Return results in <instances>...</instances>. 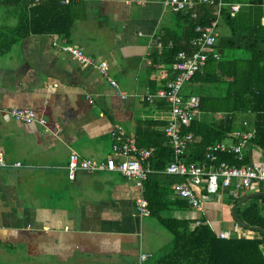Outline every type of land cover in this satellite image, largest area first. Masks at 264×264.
Wrapping results in <instances>:
<instances>
[{
    "label": "crops",
    "instance_id": "0c3cea01",
    "mask_svg": "<svg viewBox=\"0 0 264 264\" xmlns=\"http://www.w3.org/2000/svg\"><path fill=\"white\" fill-rule=\"evenodd\" d=\"M56 1L62 8L53 3L36 17L41 22L70 20L67 34L25 31L24 10L14 1L0 3V30L5 32L0 36V157L6 163L0 165V264H139L140 252L152 254L141 264H155L171 234L158 216L137 212L134 200L140 190L134 182L116 171L71 174L66 165L72 150L97 160L112 154L115 126L140 148L168 145L162 129L169 121V103L162 96L146 97L174 75L171 63L164 62L171 57L166 50L194 49L192 20L163 0ZM224 2L241 7L238 1ZM261 6L264 23V0ZM203 7L210 8L211 18L207 5L196 7L199 18ZM221 16L218 38L228 32ZM54 35L106 62L127 97L117 94L96 68L54 47ZM189 80L184 95L196 94L189 92ZM14 106L32 108L45 124L15 120L6 110ZM243 119L245 130H255L250 114ZM242 151L249 163H264V151L256 144L246 143ZM162 171L150 183L157 191L165 184L171 189L160 216L190 220V228L202 219L221 237L255 236L260 230L244 227L233 213L255 202L264 214V180L246 190L220 188L212 195L204 184L196 186L201 208L194 209L172 203L185 198L174 193L176 181Z\"/></svg>",
    "mask_w": 264,
    "mask_h": 264
},
{
    "label": "trees",
    "instance_id": "16d2710c",
    "mask_svg": "<svg viewBox=\"0 0 264 264\" xmlns=\"http://www.w3.org/2000/svg\"><path fill=\"white\" fill-rule=\"evenodd\" d=\"M2 1L8 0H0V3ZM10 1H14L23 10L28 3L33 2ZM225 1H238L241 7L233 15L228 7L222 8L221 20L228 32L218 38L217 47L221 48L219 57L215 59L210 55L202 68L189 80V92L199 96L200 115L181 128L182 132L193 133V139L183 154L186 162H202L209 144L227 138L233 139L234 129H244L241 122L246 114L251 115V124L255 128L254 136L247 143H254L264 151V23L261 22L263 0ZM53 3L62 8L56 0H42L29 6L28 10H24V26L20 27L35 33L55 31L62 35L67 34L70 20L66 24L49 20L41 22L40 17H36L45 8L50 10ZM203 8L205 13L202 18L190 17L192 35L196 22L206 23L211 19L208 11L210 8ZM4 33L0 30V36ZM178 50L180 49L176 46L166 50L165 53L171 54V57L164 62L171 63ZM236 50L240 52L236 53ZM218 112L222 116L214 118L213 115ZM172 157L173 151L169 144L155 147L150 157L154 171L144 183V195L148 199L150 213L158 216L162 227L171 234V239L159 249L155 264H264V232L261 230H257L255 236L233 234L221 237L205 222L190 228V220L159 215L160 210L169 204L166 197L171 189L165 184L157 191L150 183L157 180ZM218 159L237 165L249 163L247 152L239 160L232 152H220ZM165 176L173 177L171 179L176 183L183 179L167 173ZM172 203L176 207L190 206L186 199L176 198ZM233 214L244 227L258 226L264 230V214L255 202L244 208H234Z\"/></svg>",
    "mask_w": 264,
    "mask_h": 264
},
{
    "label": "built area",
    "instance_id": "2783aa9c",
    "mask_svg": "<svg viewBox=\"0 0 264 264\" xmlns=\"http://www.w3.org/2000/svg\"><path fill=\"white\" fill-rule=\"evenodd\" d=\"M34 2L37 0H33ZM165 6L176 12H185L191 18H198L199 12L196 7L207 5L211 7V19L206 23L196 22L193 27V35L190 43L194 46L191 52L179 50L171 62L174 72L172 78L167 80L165 86L155 91L153 95L148 94L147 99L152 100V96H162L169 103V121L163 126V134L173 151L172 160L167 164L164 172L182 176L183 179L175 184L174 193L187 200L194 209H200V199L196 191V186L204 184L209 195L216 193L220 188H232L234 192L249 189L254 182L264 180V163L234 164L218 159L220 152H232L236 159L243 156L242 147L254 136L255 130L235 129L232 131L233 141H220L209 144L205 150V157L202 162H186L183 154L189 143L193 139V133L182 132L181 128L189 125L194 119L199 117V96L196 94L184 95L182 87L196 71L200 70L211 55L217 59L219 53L214 48L218 38L217 24L222 8L227 5L230 14H235L239 9L238 3H226L224 0H163ZM158 45L161 41L158 40ZM52 45L69 53L77 59L83 66L96 68L104 75L109 84L116 89L117 94L122 98L127 97V93L121 91L116 80L110 76L108 65L104 61H97L85 54L80 47L68 42H60L59 36L54 35ZM7 112L15 119L25 123L37 121L45 124L44 118L38 117L30 107H10ZM221 117L222 113L215 114ZM242 125H246L243 120ZM112 154L103 160L81 157L72 150L69 154L66 167L73 174L76 170H84L89 173L101 171H116L125 178L132 180L140 190L139 195L134 200L135 209L140 215H149L150 208L148 199L143 195L144 183L148 175L153 172L150 157L152 150L137 146L133 137L125 136L120 126L112 128ZM236 141H235V140ZM6 163L0 157V165ZM21 165L20 161L15 162ZM201 219H196L192 227L202 224ZM224 236L223 233H219ZM150 252H140L139 264L148 259ZM153 264V263H147Z\"/></svg>",
    "mask_w": 264,
    "mask_h": 264
},
{
    "label": "water",
    "instance_id": "95a60500",
    "mask_svg": "<svg viewBox=\"0 0 264 264\" xmlns=\"http://www.w3.org/2000/svg\"><path fill=\"white\" fill-rule=\"evenodd\" d=\"M219 51H221V49H219ZM238 221H239L240 224H242V222L240 220H238ZM253 227H256V228L262 230L260 227H257V226H253ZM262 231L264 232V230H262ZM263 244H264V242H263Z\"/></svg>",
    "mask_w": 264,
    "mask_h": 264
},
{
    "label": "rangeland",
    "instance_id": "374dc122",
    "mask_svg": "<svg viewBox=\"0 0 264 264\" xmlns=\"http://www.w3.org/2000/svg\"><path fill=\"white\" fill-rule=\"evenodd\" d=\"M240 52V50H236V53H239ZM258 163H260V162H258ZM151 218H154V217H151Z\"/></svg>",
    "mask_w": 264,
    "mask_h": 264
}]
</instances>
